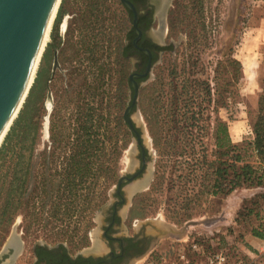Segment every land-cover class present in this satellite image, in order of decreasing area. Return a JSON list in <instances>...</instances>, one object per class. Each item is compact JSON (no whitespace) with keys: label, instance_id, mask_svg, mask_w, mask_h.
Returning a JSON list of instances; mask_svg holds the SVG:
<instances>
[{"label":"rangeland","instance_id":"obj_1","mask_svg":"<svg viewBox=\"0 0 264 264\" xmlns=\"http://www.w3.org/2000/svg\"><path fill=\"white\" fill-rule=\"evenodd\" d=\"M131 27L121 0H61L59 4L24 102L30 127L25 150L30 166L26 196L38 202L37 207L31 208L32 214H0V254L14 231L23 241L14 264H34L36 245H64L74 255L107 252L102 235L106 207L116 200L118 181L129 172V153L136 144L125 120L133 95L130 77L136 67L127 47ZM153 30L160 32L158 22ZM162 39L173 47L162 52L152 75L143 81L138 116L135 110L131 113L144 127V142L152 152V175L131 198L126 194L120 209L125 214L115 233L134 235L148 219L159 227L170 224L176 228L194 220L197 224L185 235L162 236L142 258L152 251H167L190 235L201 239L208 251L224 250L235 264L239 260L264 264L259 253L264 240V186L237 189L228 196L208 195L202 192L203 180H196L192 172L193 152L202 148L190 153L186 147L181 150L180 144L187 163L166 170L159 154L167 133L174 141L188 135L181 128L188 117L182 115L184 106L200 101L197 93L207 87L205 82L212 90L206 99L210 109L205 118L227 121L236 144L252 139L251 117L258 108L264 78V0H171ZM57 50L59 64L54 71ZM231 54L242 61L244 77L227 85L231 74L224 68L217 72L216 67ZM226 87L230 104L214 110L219 93ZM176 101L183 106L182 111L176 117L167 116L169 104ZM214 139L213 131L207 132L209 152L215 150ZM78 151L85 153L92 175L76 185L79 193L72 196L76 209L66 214L60 204L65 200L63 190L40 202L35 176L42 170L47 186L59 185L65 177L63 170L72 168ZM251 160L256 161L254 157ZM115 168L117 178L113 180L108 174ZM146 176L143 172L140 179ZM143 229L148 234L155 232L151 225ZM254 235L262 239L257 245L252 241ZM3 261L0 259V264Z\"/></svg>","mask_w":264,"mask_h":264},{"label":"trees","instance_id":"obj_2","mask_svg":"<svg viewBox=\"0 0 264 264\" xmlns=\"http://www.w3.org/2000/svg\"><path fill=\"white\" fill-rule=\"evenodd\" d=\"M127 47H132V43ZM172 47L173 45H170L161 49L165 51L172 49ZM221 68L231 74V78L226 80L227 85L234 82L239 83L244 77L243 63L234 54L224 60H219L216 71L219 72ZM205 84L207 87L197 93L200 101L184 106L186 110L183 111L184 114L182 115H188V117L186 121H183L184 124L181 128L182 130L186 129L188 135H184L182 140L176 139L175 141L171 134L167 133L165 136L164 147L159 153L162 159L161 167L166 170L169 166L176 167L187 163L182 158L185 156L184 151H179L181 145V150L186 147L190 153L192 149L200 147L202 148L201 151H194L192 155V160L195 161L192 164V172L196 180H203L201 184L203 193L228 196L237 189L264 186V78L262 79L258 108L251 117L252 139L245 140L240 144L233 142L227 121L220 117L214 122L211 121L210 116L205 118L210 109V103L205 104L206 99L212 96L208 82ZM226 92H228L227 87L219 93L218 100L216 99L213 107L214 110L219 111L230 104L228 100L230 96L226 95ZM193 95L195 96V92ZM23 105L0 146V214H16L18 211H21L22 214H32L31 208H36L38 203L31 201V197L27 198L26 196L29 188L30 166L25 150L28 147L27 137L30 134V127L26 117L27 103ZM182 109L183 106L178 101L171 102L167 116L176 117ZM170 122H166V124H170ZM176 124L180 125L179 122ZM211 131H213L215 138V150L209 152L205 137L207 132ZM252 157L256 161H252ZM85 159V153L78 151L73 157L72 168H65L63 170L64 179L59 185L55 184L52 188L47 186L48 180L45 173L38 170L35 176V191L40 202L42 201L41 198L45 201L48 196L51 195L53 198L57 196V193L60 195L61 192L59 191L63 190L61 196H64L65 200L60 204L64 206L65 213L69 214L75 210L76 208L73 207L76 204L72 201V196L76 197L79 193L76 185L85 183L92 175V169L86 165ZM200 171L201 174H199ZM108 176L116 180V168L110 169ZM54 180L55 178L49 181L53 182ZM75 182L77 183L75 184ZM44 204L43 206H45ZM195 238L202 241L197 237Z\"/></svg>","mask_w":264,"mask_h":264},{"label":"water","instance_id":"obj_3","mask_svg":"<svg viewBox=\"0 0 264 264\" xmlns=\"http://www.w3.org/2000/svg\"><path fill=\"white\" fill-rule=\"evenodd\" d=\"M57 2L58 0H0V136L12 119L26 91L33 66ZM123 2L131 9H135L129 0H123ZM160 43L164 44L162 38ZM145 52L150 56V60L142 74H132L130 77L134 94L125 112V120L136 136V144L129 153L132 159L129 172L122 176L118 182V186L123 183L129 184L126 188L128 198H131L143 184L148 183L152 175L150 163L152 152L146 142H144V127L131 116L132 111L135 110L137 112L140 87L143 84V82H137L135 77L151 76L154 67L151 51L145 49ZM58 64L57 50L55 52L54 71ZM137 116L138 112L136 113ZM139 151L144 156L142 166L138 160ZM141 172L147 173L145 180L140 179ZM154 221L153 219H148L141 223L142 229L146 228L147 225H151L155 229V232L151 234L146 233L155 238L152 246L162 236L175 235L182 237L192 225L197 224L196 221L192 220L187 222L183 228H176L170 224L165 227H159L154 224ZM12 235H16L14 238L17 239V245L11 244L10 238L0 254V259L4 260L2 264H14L22 250L23 241L15 231ZM46 246L52 248L51 245ZM11 250L13 251L11 252ZM5 255H7V258H5Z\"/></svg>","mask_w":264,"mask_h":264},{"label":"flooded vegetation","instance_id":"obj_4","mask_svg":"<svg viewBox=\"0 0 264 264\" xmlns=\"http://www.w3.org/2000/svg\"><path fill=\"white\" fill-rule=\"evenodd\" d=\"M129 1L134 5V10L121 0L127 10L128 18L132 25L127 35V41L128 45L132 43V47L129 48L131 56L136 59V67L133 69V74H142L146 70L150 60V56L145 52V49L151 51V59L154 65L162 52H164L161 48L166 45L161 44L160 40L164 29L165 16L171 0ZM157 22L160 25V32L158 33L153 30V26ZM148 78L150 76L135 77L139 83ZM140 156L142 159L140 165L142 166L144 161L142 152ZM125 184L123 183L121 186L117 184L115 192L116 200L106 208L102 235L108 247L107 252L95 254L93 251L90 254L79 253L74 255L64 245L52 246V248H48L46 245H36L33 249L35 256L34 264H137L142 256L146 254L145 252L150 249L155 238L146 234L144 229L134 235H120L115 233L117 226L122 223L125 214V212H120L121 207L127 200V191L124 188Z\"/></svg>","mask_w":264,"mask_h":264},{"label":"built area","instance_id":"obj_5","mask_svg":"<svg viewBox=\"0 0 264 264\" xmlns=\"http://www.w3.org/2000/svg\"><path fill=\"white\" fill-rule=\"evenodd\" d=\"M167 251L150 252L137 264H235L224 250L208 251L195 237L186 236L178 240ZM259 253L264 256V240ZM236 264H246L239 260ZM253 264V263H248Z\"/></svg>","mask_w":264,"mask_h":264},{"label":"bare ground","instance_id":"obj_6","mask_svg":"<svg viewBox=\"0 0 264 264\" xmlns=\"http://www.w3.org/2000/svg\"><path fill=\"white\" fill-rule=\"evenodd\" d=\"M60 2H61V0H58V2H57V4H56V7H55V9H54V12H53V14H52V17H51V19H50V22H49L48 28H47V30H46V34H45V36H44V39H43V42H42V45H41V48H40V51H39L38 57H37V59H36V62H35V64H34V66H33L32 73H31V75H30V78H29V81H28V85H27L26 91H25V93H24V95H23V97H22V100H21V102H20V104H19V106H18L16 112L14 113L12 119L10 120L9 124L7 125L6 129L4 130V132L2 133V135L0 136V146H1V144H2V142H3V140H4V138H5V136H6V134H7V132L9 131L11 125L13 124L14 120H15L16 117L18 116V114H19V112H20V110H21V108H22V106H23V104H24V102H25V100H26V98H27L29 92H30V89H31V87H32V84H33L34 81H35V77H36L37 69H38L39 64H40V61H41V59H42V56H43L44 50H45V48H46V46H47V44H48V41H49V39H50V32H51L52 24H53V21H54V18H55V16H56V14H57V10H58V7H59ZM12 236H13V235H12ZM12 236H11V241H10V242H11V244H13L14 246H16V245H17V242H16L17 239L14 238V237H16V235H14L13 237H12Z\"/></svg>","mask_w":264,"mask_h":264},{"label":"crops","instance_id":"obj_7","mask_svg":"<svg viewBox=\"0 0 264 264\" xmlns=\"http://www.w3.org/2000/svg\"><path fill=\"white\" fill-rule=\"evenodd\" d=\"M254 239H255V240H254ZM254 239L252 240L253 242H255L254 245H257V244H258V241H257V240H262L260 237L255 236V235H254Z\"/></svg>","mask_w":264,"mask_h":264}]
</instances>
